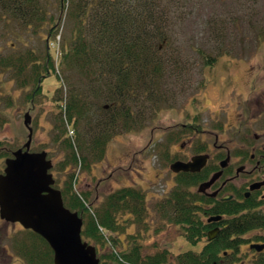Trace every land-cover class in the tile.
Instances as JSON below:
<instances>
[{"label": "rangeland", "instance_id": "374dc122", "mask_svg": "<svg viewBox=\"0 0 264 264\" xmlns=\"http://www.w3.org/2000/svg\"><path fill=\"white\" fill-rule=\"evenodd\" d=\"M42 2L47 3L50 16L59 17L57 0ZM162 3L170 12L166 19L169 27L164 28L170 45L161 53L170 54L164 60L171 65L164 77L163 97H146L148 91L138 95L137 105H131V124L126 127L117 123L120 127L110 137L105 157L97 161L82 149L80 154L86 157L88 166L80 167L78 163L65 169L61 168L65 158L62 140L69 136L74 146L83 148L88 138L87 124H99L101 120L110 123V111L104 113L109 106L106 108L104 102L87 92L85 76L76 70L44 73L47 30L27 28L24 21L14 20L0 9V141L4 147L12 153L27 142L29 133L24 121L28 114L32 129L30 152L47 153L53 164L50 172L55 189L63 193L71 184L75 193L90 192L89 203L94 207L108 194L126 187L146 196L150 213L144 225L133 223L129 214H120V222L131 220L125 234L106 235L116 240L115 244L100 246L86 241L95 247L100 264H122L109 257L114 251L126 250L132 236L138 240L142 256L167 252L168 264H176L178 255L200 253L208 239L204 237L192 245L183 227L171 220L169 210L159 209L178 186L181 173H173L171 164L199 154H209L210 162L218 164L227 149L233 157L234 175L236 168L246 162L242 155L248 158L264 145V0ZM154 15L150 25L161 21L156 18L158 14ZM72 19L65 12L58 36L48 46L55 63L63 41L70 37ZM31 59L39 60V75L45 76L33 105L31 96L39 75L33 72ZM207 59H211L210 67L205 66ZM71 92H77L89 104L76 123V131L70 129L66 134L72 122L60 115L58 104L63 106ZM6 159L0 158V174ZM246 164L250 170L252 165L249 161ZM240 177L235 185L246 178ZM199 185H191L188 192L195 193ZM200 215L206 222L207 216ZM259 236L264 237V231L256 230L246 237L252 241ZM256 255L242 247L241 253L229 260L249 264ZM0 264H53V253L20 224L0 219Z\"/></svg>", "mask_w": 264, "mask_h": 264}, {"label": "trees", "instance_id": "16d2710c", "mask_svg": "<svg viewBox=\"0 0 264 264\" xmlns=\"http://www.w3.org/2000/svg\"><path fill=\"white\" fill-rule=\"evenodd\" d=\"M162 2L163 0H57L59 17L54 18L49 15L47 3L42 0H0V9L9 13L12 19L24 21L22 25L27 28L47 30L44 40V73L76 70L85 76L87 92L104 102L106 108L109 106L108 110L104 108V113L110 111V123L104 124L101 120L99 124H87L88 138L83 142V148L74 146L69 136L62 140L65 151L62 169L78 163L80 167L86 168V157L80 154L82 149L88 154L91 153L92 157H97V161H101L105 157L110 137L120 127L117 123L120 122L126 127L131 124V105H137L140 98L138 95L148 91L146 97H163L161 91L164 88V77L167 67L171 65L164 60V56L170 54L162 56L161 53L162 50L166 52L170 45L169 35L164 33V28L169 27L166 19L170 12L164 8ZM65 12L70 13L73 18L71 34L63 41L55 63L48 46L58 36ZM154 14H158L156 18L161 21L150 25ZM48 16L51 17L50 20H47ZM143 18L145 21L147 19V23L143 22ZM210 61L211 59H207L205 66L210 67ZM31 62L34 65L33 72L39 75V60L31 59ZM43 77L45 76L41 73L36 81L31 96L32 105L34 95L40 92ZM73 92L63 106L58 104L60 115H65L67 121L72 122L71 127L65 130L66 134L70 129L76 131V123L85 114L89 104L85 98H80L83 96ZM10 157L12 153L0 141V158ZM209 173L205 169L201 174H179L178 186L159 207L162 211L169 210L171 220L183 227L185 237L192 245H196L204 237L207 238L208 231L215 225L222 227L214 240L206 241L200 253L187 252L178 255L176 264H235L234 260L229 259H235L238 254V247L242 244L240 237L254 229L264 230V212L256 211L248 200L239 205L235 200L220 201L196 192H188L191 185L207 180ZM89 193H75L71 184L65 192H61L65 207L76 212L84 221L81 232L84 241L100 246L106 243L110 246L115 244L116 240H109L106 235L125 234V226L131 220L129 218L120 222V214L131 215L133 223L138 225L146 223L150 210L146 206L143 192L122 188L108 194L97 207L91 201L89 203ZM153 208L156 209L157 206ZM200 214L207 217L219 215L223 219L216 224H207ZM29 232L42 241L52 255L53 252L45 240L32 231ZM131 239V245L126 250L114 251L109 258L122 264L170 262L167 252L142 256L138 240L134 236ZM230 250L234 252L229 254ZM256 264H264V256Z\"/></svg>", "mask_w": 264, "mask_h": 264}, {"label": "water", "instance_id": "95a60500", "mask_svg": "<svg viewBox=\"0 0 264 264\" xmlns=\"http://www.w3.org/2000/svg\"><path fill=\"white\" fill-rule=\"evenodd\" d=\"M28 114L24 125L28 129L27 142L12 152L5 160L0 174V219L18 223L24 230L32 231L49 245L53 252V264H100L96 249L84 241L81 235L83 220L65 207L61 191L54 188L55 180L50 172L52 161L46 152H30L32 129ZM208 155H197L188 162L176 161L170 166L173 173H199L207 165ZM227 160L221 162L224 168ZM219 171L202 183L197 192L206 193L221 176ZM258 186H252L251 190ZM213 197L216 193L212 194ZM230 199L225 197L223 200ZM216 216L208 220L219 221ZM219 229L209 232L213 240ZM251 249L262 251L264 245H251Z\"/></svg>", "mask_w": 264, "mask_h": 264}, {"label": "flooded vegetation", "instance_id": "af4514ba", "mask_svg": "<svg viewBox=\"0 0 264 264\" xmlns=\"http://www.w3.org/2000/svg\"><path fill=\"white\" fill-rule=\"evenodd\" d=\"M214 146H216V144H214ZM219 148L223 149L222 147H219ZM225 151H226V154L224 156L220 155L219 157L220 159L217 161L218 164H214L210 162L211 156L209 154H199V155H208L207 165L199 173L189 172V174H201L205 169H208L210 173L213 172L214 174L221 171L222 174L215 181V183L211 186V188L206 191V193L202 194V193H198L197 191L196 193L200 195H205L207 197L214 198L220 201L235 200L239 205H243L244 202L248 200L249 202H251L252 205H254V208L256 211L264 212V208H262V205L264 204V145L258 148L256 153L250 154L248 158L246 154L245 155L243 154L242 155L243 160H246V162L249 161V165L250 166L252 165V168L250 170H247V164L245 162L244 164H241L238 168H236L234 175L232 174L233 173V169H232L233 157L230 154L229 150L226 149ZM226 160H227V164L224 168H222L220 164L221 162L226 161ZM188 161H183V162H188ZM226 175L227 177L221 182L219 186H217V183ZM243 175L246 176V178L243 179L242 183L240 182L239 184L235 185L234 182L238 181L241 178L240 176H243ZM210 178L208 176V179L201 182L200 185L204 182H207ZM252 186H258V187L254 190H251ZM213 187H215L214 191L212 193H209L208 191H210ZM222 192H224L223 195H222ZM213 193H216L215 197L212 196ZM225 197H230V199L223 200ZM212 217H216V216L207 217V221H206L207 224H212V223L216 224L217 222L223 219L221 218L219 221L208 222V220ZM216 228L219 229L216 237L218 236V234L222 230V227L219 225H215L213 228H211L208 231L207 239H208L209 232ZM256 230L264 231L263 229H254L252 231L245 233L242 237H240L242 244L238 247V250H237L239 254L241 253L242 247H246V249H250L254 251V254L255 253L257 254L254 257V259L251 260V263L249 264H256L258 262V259H260L261 256H264V249L262 251L251 249V245H260V246L264 245V237L259 236L252 241L250 240L251 238L246 237L251 232L256 231ZM228 252L232 254L234 251L230 250Z\"/></svg>", "mask_w": 264, "mask_h": 264}]
</instances>
